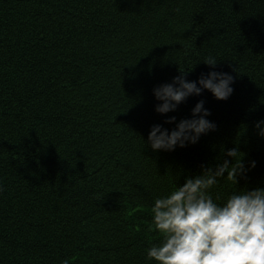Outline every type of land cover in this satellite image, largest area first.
Returning a JSON list of instances; mask_svg holds the SVG:
<instances>
[{"label": "trees", "instance_id": "16d2710c", "mask_svg": "<svg viewBox=\"0 0 264 264\" xmlns=\"http://www.w3.org/2000/svg\"><path fill=\"white\" fill-rule=\"evenodd\" d=\"M208 56L231 95L155 112L153 87L195 80ZM198 100L214 130L172 151L144 144ZM261 118L264 0H0V264H157L155 196L233 146L256 161L237 186H264ZM237 186L225 176L210 192Z\"/></svg>", "mask_w": 264, "mask_h": 264}, {"label": "clouds", "instance_id": "9594fccd", "mask_svg": "<svg viewBox=\"0 0 264 264\" xmlns=\"http://www.w3.org/2000/svg\"><path fill=\"white\" fill-rule=\"evenodd\" d=\"M203 62L210 70L195 80H187L186 71H180L170 82L153 87L158 101L155 112H174L187 97L204 90L217 100L231 95L233 76L215 70L217 58L213 56ZM190 113L178 121L167 116L165 123L175 122L171 129L159 123L151 125L147 140L142 139L144 144L153 151H172L196 143L216 128L215 122L207 119L210 112L203 100H198ZM253 128L264 139V118L256 120ZM222 156L231 159H220L214 166L201 165L198 173L185 176L183 183L153 198L147 230L157 232L159 238L146 249V259L157 264H264V186L250 190L237 186L238 178L246 177L256 161H248L246 166L244 154L236 146L222 149ZM225 176L237 190L213 197L210 189Z\"/></svg>", "mask_w": 264, "mask_h": 264}]
</instances>
